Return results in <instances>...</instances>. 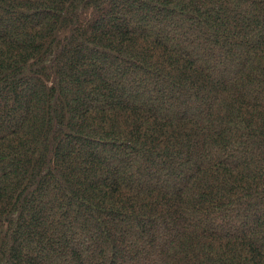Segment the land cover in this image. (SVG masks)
Listing matches in <instances>:
<instances>
[{
	"label": "trees",
	"instance_id": "16d2710c",
	"mask_svg": "<svg viewBox=\"0 0 264 264\" xmlns=\"http://www.w3.org/2000/svg\"><path fill=\"white\" fill-rule=\"evenodd\" d=\"M0 264H264V0H0Z\"/></svg>",
	"mask_w": 264,
	"mask_h": 264
},
{
	"label": "rangeland",
	"instance_id": "374dc122",
	"mask_svg": "<svg viewBox=\"0 0 264 264\" xmlns=\"http://www.w3.org/2000/svg\"><path fill=\"white\" fill-rule=\"evenodd\" d=\"M167 26V24H165V27Z\"/></svg>",
	"mask_w": 264,
	"mask_h": 264
}]
</instances>
